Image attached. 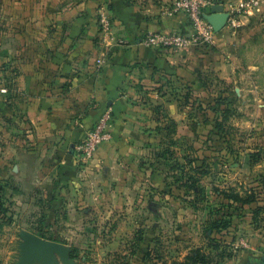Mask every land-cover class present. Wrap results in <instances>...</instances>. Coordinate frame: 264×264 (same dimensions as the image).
<instances>
[{
  "label": "rangeland",
  "instance_id": "374dc122",
  "mask_svg": "<svg viewBox=\"0 0 264 264\" xmlns=\"http://www.w3.org/2000/svg\"><path fill=\"white\" fill-rule=\"evenodd\" d=\"M97 3L99 11L108 6ZM66 4L0 0V39L26 8L42 25L43 8L55 5L53 15ZM250 16L247 26L226 23L214 44L185 50L193 58L189 73L163 75L128 99L124 180L110 176L104 190L96 182L91 194L98 197L84 215L61 207L54 222L45 221L53 224L46 237L56 241L44 240L65 249L51 264H172L196 250L213 264L264 257V0ZM223 192L251 202L227 208ZM35 195L29 208L21 199L0 205V264H20L22 234L44 225L49 205L44 191ZM32 264L43 263L37 257Z\"/></svg>",
  "mask_w": 264,
  "mask_h": 264
},
{
  "label": "crops",
  "instance_id": "0c3cea01",
  "mask_svg": "<svg viewBox=\"0 0 264 264\" xmlns=\"http://www.w3.org/2000/svg\"><path fill=\"white\" fill-rule=\"evenodd\" d=\"M98 1L108 4L114 35L125 46L100 41ZM173 1L66 0L53 15L55 5L43 8L42 25L32 6L20 24L11 25L10 37L0 39V89L8 83L7 94L0 92V205L14 207L21 199L29 208L36 191H44L48 221L54 222L61 207L62 213L84 215L98 197L91 194L96 182L103 190L110 176L123 182L130 152L123 132L128 99L140 86L148 89L161 76L189 73L192 67L189 52L142 44L150 32L191 31L185 16L164 15ZM212 1L226 12L245 0ZM252 11L239 16L238 24L247 26ZM107 110L114 139L89 167H79L73 147Z\"/></svg>",
  "mask_w": 264,
  "mask_h": 264
},
{
  "label": "built area",
  "instance_id": "2783aa9c",
  "mask_svg": "<svg viewBox=\"0 0 264 264\" xmlns=\"http://www.w3.org/2000/svg\"><path fill=\"white\" fill-rule=\"evenodd\" d=\"M214 6L212 0H174L164 11V15L174 17L185 16L191 23V31L188 34L178 32H150L147 33L142 44L147 48L171 49L185 51L190 48L204 45H212L217 34L213 32L209 23L205 20L206 11ZM258 6V0H245L228 6L227 24L235 26L238 17L246 15ZM99 38L104 46H125L126 41L117 39L112 28V21L106 9L97 13ZM2 94H7L5 88H1ZM111 112L105 111L97 122L87 131L84 138L73 147V158L79 167L86 169L95 159L98 150L112 139Z\"/></svg>",
  "mask_w": 264,
  "mask_h": 264
},
{
  "label": "water",
  "instance_id": "95a60500",
  "mask_svg": "<svg viewBox=\"0 0 264 264\" xmlns=\"http://www.w3.org/2000/svg\"><path fill=\"white\" fill-rule=\"evenodd\" d=\"M214 33H219L226 27L228 14L222 5H214L211 12L205 15ZM64 247L56 242H50L32 233L22 234L20 264H32L35 258H40L43 264H51L53 254H64ZM256 264H264V257L255 260Z\"/></svg>",
  "mask_w": 264,
  "mask_h": 264
},
{
  "label": "trees",
  "instance_id": "16d2710c",
  "mask_svg": "<svg viewBox=\"0 0 264 264\" xmlns=\"http://www.w3.org/2000/svg\"><path fill=\"white\" fill-rule=\"evenodd\" d=\"M106 10H107V8H106ZM111 21H112V19H111ZM98 33H99V26H98ZM251 158H252L251 163L256 162L255 155H252ZM223 199L227 200L229 202L225 206L227 208L231 207L232 203L246 205V204H249L251 202L250 197H242L239 194L233 193V192H223ZM42 220L44 222V225H42L40 227V229L38 230L36 235L39 236L40 238H43V239H50L52 241H56L55 238L51 239V238L46 237V232H47V231H45L46 227L49 228V227L53 226V224L47 225V223H46L48 220V215L46 217H42ZM228 220H230V219H228ZM229 224H230V221H225L224 226H228ZM215 247H217V244L215 245ZM217 257L221 260L224 259L223 253H220ZM212 261H213V257L210 254H206L201 250H196L192 254L187 255L184 258L183 262H179V263L174 262L172 264H213Z\"/></svg>",
  "mask_w": 264,
  "mask_h": 264
}]
</instances>
